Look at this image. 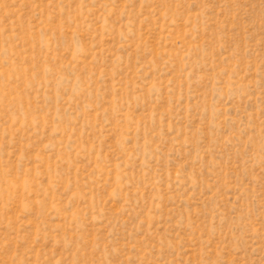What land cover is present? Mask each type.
I'll return each instance as SVG.
<instances>
[{"label":"rangeland","instance_id":"rangeland-1","mask_svg":"<svg viewBox=\"0 0 264 264\" xmlns=\"http://www.w3.org/2000/svg\"><path fill=\"white\" fill-rule=\"evenodd\" d=\"M0 264H264V0H0Z\"/></svg>","mask_w":264,"mask_h":264}]
</instances>
